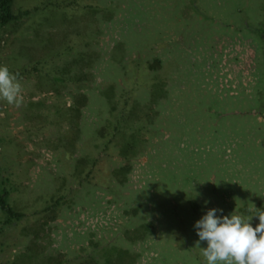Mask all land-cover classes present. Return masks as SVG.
Segmentation results:
<instances>
[{"label":"rangeland","instance_id":"obj_1","mask_svg":"<svg viewBox=\"0 0 264 264\" xmlns=\"http://www.w3.org/2000/svg\"><path fill=\"white\" fill-rule=\"evenodd\" d=\"M13 10L29 13L0 29V66L20 72L0 74V178L23 216L0 218V264L28 247L31 264H75L107 244L133 264H264V0ZM116 126L138 140L123 182Z\"/></svg>","mask_w":264,"mask_h":264},{"label":"trees","instance_id":"obj_2","mask_svg":"<svg viewBox=\"0 0 264 264\" xmlns=\"http://www.w3.org/2000/svg\"><path fill=\"white\" fill-rule=\"evenodd\" d=\"M13 1L14 0H0V29L8 26L12 22L16 21L23 15H26L29 13V10H23L14 12L13 10ZM156 60V64H157ZM149 67L154 68L155 66L150 64ZM28 71V70H25ZM4 72L6 74H11L13 76H17L19 73L17 71L10 70L8 68H4L3 66H0V74ZM48 73V72H47ZM46 73V75H47ZM50 77L52 78L53 84L58 81H63L64 76L63 71H60V74L56 73H50ZM160 83H155L152 85L151 88V98L152 101L155 100L156 96H159L161 93V87L159 86ZM103 95L107 100H110L112 91L111 88H107L104 90ZM260 99V98H259ZM86 103V96L84 94H78L74 100H73V106L70 108L73 111V114L77 118L80 112V108L84 106ZM1 109V108H0ZM131 111H134V108L131 109ZM108 125H112V123H108ZM116 132H114L113 137L115 136H122L120 147H119V155L122 156L124 160H126L125 164L120 165L117 167L113 173L115 174L116 179L118 181L123 182L126 178V175L130 171V165L129 160L131 157H134L136 155L137 151V137L135 136L134 132L126 133V127H119L116 126L114 128ZM70 143V142H69ZM71 146V144H70ZM78 166V165H77ZM81 171V170H78ZM121 176V178H119ZM6 183H9L8 178H0V218H3V223L8 224L14 222L15 225L18 223L19 219L23 216V213L18 212L14 209V207L9 203L10 193H11V187L7 185ZM61 198V197H60ZM58 198V199H60ZM55 202L51 204H47V206L44 207V210L46 211L49 207L53 208ZM54 217V210L52 211V214L50 218ZM35 233V232H34ZM140 229H136L135 232H132L131 236H127V239L129 241H134L136 238L139 237ZM29 247L27 250L16 254L13 261H9L10 264H31L32 259V253H29ZM136 259V254L131 252L130 250L126 248L119 247L115 244H107L103 246L102 249L99 250L98 257L91 255L89 259L81 260L75 264H133ZM61 264V263H59Z\"/></svg>","mask_w":264,"mask_h":264}]
</instances>
